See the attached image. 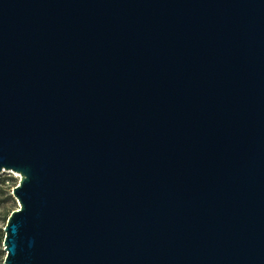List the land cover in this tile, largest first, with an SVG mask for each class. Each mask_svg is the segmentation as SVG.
I'll return each instance as SVG.
<instances>
[{"label":"water","instance_id":"1","mask_svg":"<svg viewBox=\"0 0 264 264\" xmlns=\"http://www.w3.org/2000/svg\"><path fill=\"white\" fill-rule=\"evenodd\" d=\"M3 264H264V0H0Z\"/></svg>","mask_w":264,"mask_h":264},{"label":"rangeland","instance_id":"2","mask_svg":"<svg viewBox=\"0 0 264 264\" xmlns=\"http://www.w3.org/2000/svg\"><path fill=\"white\" fill-rule=\"evenodd\" d=\"M19 179L20 177L16 173L0 174V264H3L5 256L2 246L3 228L10 213L18 208L16 201L11 196V190L18 185Z\"/></svg>","mask_w":264,"mask_h":264},{"label":"trees","instance_id":"3","mask_svg":"<svg viewBox=\"0 0 264 264\" xmlns=\"http://www.w3.org/2000/svg\"><path fill=\"white\" fill-rule=\"evenodd\" d=\"M3 182V181H2ZM1 183V182H0Z\"/></svg>","mask_w":264,"mask_h":264}]
</instances>
